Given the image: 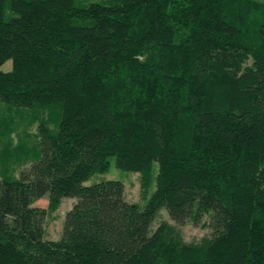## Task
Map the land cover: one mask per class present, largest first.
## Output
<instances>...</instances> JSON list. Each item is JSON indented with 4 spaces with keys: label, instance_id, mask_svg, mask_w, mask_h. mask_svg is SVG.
Wrapping results in <instances>:
<instances>
[{
    "label": "trees",
    "instance_id": "obj_1",
    "mask_svg": "<svg viewBox=\"0 0 264 264\" xmlns=\"http://www.w3.org/2000/svg\"><path fill=\"white\" fill-rule=\"evenodd\" d=\"M76 2L0 0V101L48 112L20 178L0 121V264H264V0ZM112 158L143 205L120 181L84 186ZM162 209L179 226L209 214L211 237L152 230Z\"/></svg>",
    "mask_w": 264,
    "mask_h": 264
},
{
    "label": "rangeland",
    "instance_id": "obj_2",
    "mask_svg": "<svg viewBox=\"0 0 264 264\" xmlns=\"http://www.w3.org/2000/svg\"><path fill=\"white\" fill-rule=\"evenodd\" d=\"M100 0H77V6H85L89 3L98 2ZM2 71L8 72L12 70V61L7 62L2 68ZM18 111L14 107L12 113L9 112L4 104L0 101V121L11 120L15 121L14 133L12 134L13 146L25 147L15 157L14 163L11 165L9 175L13 178H20L21 174L26 170H29L34 162L41 156V150L39 148V123L48 118V112H43L38 109H29ZM31 116L33 118H31ZM53 121V120H52ZM5 123V122H4ZM49 128L54 130L55 125L53 122H49ZM57 132V131H56ZM2 147L0 146V155ZM0 172L1 165H0ZM2 174H0V177ZM115 180L120 181L125 186L126 198L131 203H141V175L133 172L122 171L117 168L115 158L111 159V165L109 170L103 174H95L88 181L84 183V186H92L94 184ZM154 191V189H152ZM77 202L76 198H63L58 209L54 212H48L44 221V227L46 230V239L59 240L62 234L63 223L66 214L72 209ZM34 207L49 208V200L43 198L34 203ZM211 216L206 214L202 217L198 224H195L193 220H189L186 224L179 226L169 216L166 209L160 210L156 217L152 230H155L160 224L168 222L175 225L181 232L186 242H199L205 237H211L212 230L209 228Z\"/></svg>",
    "mask_w": 264,
    "mask_h": 264
}]
</instances>
